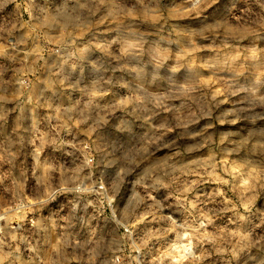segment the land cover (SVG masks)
Here are the masks:
<instances>
[{
	"label": "clouds",
	"instance_id": "clouds-1",
	"mask_svg": "<svg viewBox=\"0 0 264 264\" xmlns=\"http://www.w3.org/2000/svg\"><path fill=\"white\" fill-rule=\"evenodd\" d=\"M0 264H264V0H0Z\"/></svg>",
	"mask_w": 264,
	"mask_h": 264
}]
</instances>
